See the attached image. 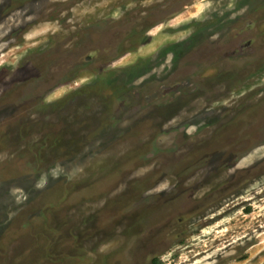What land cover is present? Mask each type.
Instances as JSON below:
<instances>
[{
    "label": "rangeland",
    "instance_id": "1",
    "mask_svg": "<svg viewBox=\"0 0 264 264\" xmlns=\"http://www.w3.org/2000/svg\"><path fill=\"white\" fill-rule=\"evenodd\" d=\"M156 262L264 264V0H0V264Z\"/></svg>",
    "mask_w": 264,
    "mask_h": 264
},
{
    "label": "trees",
    "instance_id": "2",
    "mask_svg": "<svg viewBox=\"0 0 264 264\" xmlns=\"http://www.w3.org/2000/svg\"><path fill=\"white\" fill-rule=\"evenodd\" d=\"M154 264H160V263L156 262V263H154Z\"/></svg>",
    "mask_w": 264,
    "mask_h": 264
},
{
    "label": "clouds",
    "instance_id": "3",
    "mask_svg": "<svg viewBox=\"0 0 264 264\" xmlns=\"http://www.w3.org/2000/svg\"><path fill=\"white\" fill-rule=\"evenodd\" d=\"M38 187L40 186V185H37Z\"/></svg>",
    "mask_w": 264,
    "mask_h": 264
}]
</instances>
